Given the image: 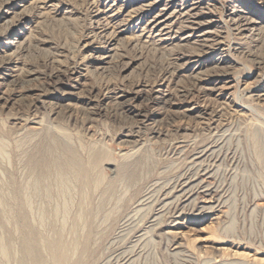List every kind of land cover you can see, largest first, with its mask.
<instances>
[{
  "label": "rangeland",
  "instance_id": "1",
  "mask_svg": "<svg viewBox=\"0 0 264 264\" xmlns=\"http://www.w3.org/2000/svg\"><path fill=\"white\" fill-rule=\"evenodd\" d=\"M6 1L0 54L16 64L1 71L0 188L10 207L36 148L55 140L84 167L99 153L85 206L71 185L66 236L80 205L94 210L110 184L118 190L91 217L109 230L94 264H264V103L255 97L264 0H0V9ZM235 18L255 28L238 34ZM90 39L95 49L83 47ZM12 220H0V236H15Z\"/></svg>",
  "mask_w": 264,
  "mask_h": 264
},
{
  "label": "bare ground",
  "instance_id": "2",
  "mask_svg": "<svg viewBox=\"0 0 264 264\" xmlns=\"http://www.w3.org/2000/svg\"><path fill=\"white\" fill-rule=\"evenodd\" d=\"M145 2H146V0H145ZM165 2H166V0H165ZM9 3H10L9 1H6L3 4L4 5L2 7L3 9H0V20H4L6 18L5 16L7 15V13H9V10H10ZM16 6L22 7L23 5L21 3H17ZM195 6H196V4H195ZM199 7H201V6L199 5ZM161 8L158 7V9H161ZM147 9H149V8H147ZM137 10H139V9H137ZM179 10H181V9H179ZM182 10H181V12L180 11L179 12L182 13ZM188 10H186V11H188ZM235 11H236V9H235ZM240 11H241V9H240ZM131 12H133V11H131ZM147 13H149V11ZM205 13H206V11H205ZM128 14H130V13L128 12ZM186 14L187 13H185V15ZM240 15H241L240 12L236 13L237 17H240ZM181 16H183V15H181ZM188 16H190V15H188ZM193 16H195V15H193ZM93 17L97 18V15L95 14ZM242 17L244 18L243 15H242ZM250 19L247 18V19H244L243 22H240L239 18H237V20L235 18L234 21H235L236 25H235V27L233 25L232 26L236 29L238 34L244 35L245 32H248V31L255 28V22L250 20ZM200 21L202 22V20H200ZM205 21H207V20H205ZM5 22H8V20H4V23ZM194 23H197V21ZM211 23H212V21H211ZM164 24H165V22H164ZM167 24H168V22H167ZM189 26H192V25H189ZM162 27H164V26H162ZM179 27H181V26H179ZM181 28H183V27H181ZM186 28H188V27H186ZM213 28H212V30H213ZM11 30H9V31H11ZM163 30L165 31V29H163ZM91 31H93V30H91ZM210 31H206V32L203 31L204 33L202 34V36L207 37V35H210V33H211ZM113 32L115 33L114 30H113ZM194 34H196V33H194ZM96 35H99V34H97V33L93 34L94 37H96ZM98 37H100V36H98ZM191 37H193V36H191ZM208 37H210V36H208ZM188 38H190V37H188ZM188 38H185V40H187ZM201 39H202V37H201ZM9 43H11V45L17 46L14 41H10ZM92 43L93 42L90 39L89 41H87L83 45V47L88 48V49H92V48L95 49L96 47H93ZM102 47L106 48L107 52L112 50L111 44L107 43V42H106L105 46H102ZM204 49H206V48H204ZM102 53H104V52H102ZM99 55H100V57H98L97 59L102 64L105 62L106 56H101V54H99ZM86 56H88V55H86ZM88 57H90V56H88ZM15 64H16V61H13L12 59H8L6 57H3L0 54V79L1 80H3V79L5 80V78L2 76L3 74L1 73V71L6 70L8 67L15 65ZM5 72H7V71H5ZM217 81H218V79H217ZM229 87H227V88H229ZM219 88H222V87H219ZM222 91H220V92H222ZM255 97L258 100V102L262 101L264 103V89L260 92H256ZM139 115H141V114H139ZM141 116L143 118L147 117L146 114H143ZM39 147L36 148L37 150L34 152V154L30 157V160H29L30 168L32 169L31 175L29 176V179L23 185H18V186L12 185V190L16 189L15 192L18 191V193L16 195L17 205H16L15 209L11 208L7 202L8 198H9L8 194L4 193L2 191V189L0 188V207H1L0 220L5 221V223H8L9 221H11L13 219L12 221L14 222V224L16 226L15 233H14L15 236L11 234V230H9V229L7 230L6 228L3 230V232L0 236V264H8L9 260H11V259H13V264H94V262L97 258L98 244L101 243L102 239L106 236V234L108 233L109 230L106 231L105 228L100 229L103 225L102 224L103 222L101 223V221H100L99 222L100 224L95 225L96 221L92 222V219L94 218L93 216H97L98 214H100L101 212L104 211L105 205L107 203H109L111 200L115 199V193H117L118 190H116L117 188L113 183L110 184L109 187L102 194V197L100 198L97 205L94 206V208H93L94 210L86 211V209L84 207L85 203H87L86 191L89 189V187L97 186L99 184L98 177L96 175L95 176L93 175L95 166L97 165L98 160H99V153H96V152L92 153L91 156L88 158V160L85 163L86 167H84L83 162L81 161L80 157L77 155L74 148L71 147L70 145L66 144V143L63 144L59 141L50 140L49 142H41ZM204 157H205V155H204ZM120 170L123 173H126L128 171V174H130V177H132V176L137 174V165H134V164L126 165V163H124L120 166ZM75 181H77L78 183L77 182L75 183ZM200 182H201V180H200ZM200 182H198V183H200ZM74 183L78 184L79 189L81 190L82 194H84L85 198L82 200L84 203V206H83V204L79 206V209L77 210V212L73 216L71 222L69 223L68 231L71 232L72 235L66 236L65 235L66 231H65L64 225L66 223L67 215L70 213V207L72 206V202L69 199V193H70L71 185ZM194 184H196V183H194ZM191 186H193V185H191ZM187 189H189V188H187ZM175 198H178V197H175ZM117 200L119 201V199H117ZM200 207H201V205H200ZM202 208H203V206H202ZM59 214L62 216V222L60 224L57 223V216ZM91 217H93V218H91ZM106 222L107 221H104V223H106ZM93 223L95 226H93ZM158 225H159V223H158ZM81 227H83V228L80 230ZM94 227H95V229H94ZM143 234H144V232H143ZM175 241H173L174 244H177V242H175ZM177 246H178V244L175 245V247H177Z\"/></svg>",
  "mask_w": 264,
  "mask_h": 264
}]
</instances>
